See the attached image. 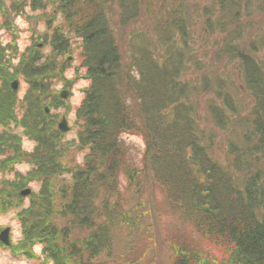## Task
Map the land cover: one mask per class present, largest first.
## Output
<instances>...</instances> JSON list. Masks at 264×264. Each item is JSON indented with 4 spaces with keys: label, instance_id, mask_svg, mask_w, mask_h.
<instances>
[{
    "label": "trees",
    "instance_id": "obj_1",
    "mask_svg": "<svg viewBox=\"0 0 264 264\" xmlns=\"http://www.w3.org/2000/svg\"><path fill=\"white\" fill-rule=\"evenodd\" d=\"M9 1L0 0L5 23H13L11 10L23 15L31 6L52 46L47 54L35 43L15 66L0 45V170L32 165L19 182L6 180L0 204L17 207L24 184L40 185L24 210L29 242L44 245L51 264H141L111 258L124 236L143 228L137 197L147 173L181 222L228 253L218 260L184 240L172 264H264V0ZM75 47L89 79L77 110L79 161L45 107L64 106L50 78L62 77L58 57ZM234 65L235 78L226 71ZM20 73L30 84L19 100L11 81ZM205 95L225 161L217 131L202 130ZM13 123L35 140L33 152ZM123 134L143 137L141 164L129 161Z\"/></svg>",
    "mask_w": 264,
    "mask_h": 264
},
{
    "label": "rangeland",
    "instance_id": "obj_2",
    "mask_svg": "<svg viewBox=\"0 0 264 264\" xmlns=\"http://www.w3.org/2000/svg\"><path fill=\"white\" fill-rule=\"evenodd\" d=\"M6 5L11 6L9 0H5ZM11 16L13 15V23L7 25L4 20L6 15L0 12V23L4 24L0 28V45L3 46L5 59L15 66L19 64L23 55L26 54L27 49L37 44L38 48L44 53H50L52 46L45 41L46 33H49V29H46V23L44 16L39 10H32L31 6L27 7V11L23 15H18L11 10ZM58 23H56L57 25ZM34 37V38H32ZM49 39V35H48ZM78 42H74L77 44ZM208 50L211 48V42H205ZM35 44V45H36ZM201 46L193 45V52L199 51ZM25 52V53H24ZM123 55L125 53L123 52ZM66 61V67L59 64V61ZM58 68L63 70L60 76L54 78L51 75L50 81L53 85V92L64 100L65 104L61 108H53L47 104L45 107L52 113L53 119L57 120L59 124L63 118H66L70 126V130L64 133V142L71 145V152L69 154L70 160L79 161L82 158V153L79 151L78 142V125H77V110L82 100L84 99V91L89 84V79L85 69L80 63L79 48L75 47L73 51L66 53L63 56L58 57ZM218 66V68H224ZM235 66L227 67L228 72L236 77ZM10 73H13L14 67L10 66ZM200 74V73H199ZM198 74V75H199ZM196 72H190L189 77L191 79L196 78ZM19 86L16 90L17 99H23L28 90V83L23 74H18ZM11 81V87L12 82ZM36 80V78H32ZM68 91L67 98H62L61 93ZM209 95H205L199 99L200 104V122L202 130L208 133H216L217 129L211 123V119L207 116L205 110V100ZM66 106V107H65ZM20 105L15 109L17 116H22L23 113ZM210 120V122H209ZM57 124V125H58ZM12 130L21 135L22 146L29 153L35 149V140L26 136L23 133L21 126L12 124ZM3 131V126L0 124V134ZM122 138L128 146L129 161L141 164L142 158L145 152V141L142 136L135 134H123ZM224 135L219 134L217 131V144L215 150L216 154L222 161H225L224 151ZM1 159V158H0ZM1 163V160H0ZM32 165L29 163H19L15 166L13 171L0 170V191L6 180L18 181L17 173H21L27 176V173L31 169ZM7 171V172H5ZM141 173V178L144 182L143 190L139 193L137 199L142 203L143 207L140 212H143L145 220L143 228L138 234L132 236H124L115 248L112 261L122 263L124 260L130 258H136L141 264H172V258L174 256L173 248L179 241L192 242L194 245H198L199 249L209 252L214 255L218 260L225 258L228 253L226 250L218 244L210 241L207 238H203L190 224L181 222L169 209V205L166 201V194L162 187L151 180L150 176L146 173ZM10 182V181H8ZM6 182V183H8ZM39 184L36 181L28 182L24 184V187L20 188V192L25 188H31L36 195L40 194ZM127 184L122 186L123 192L128 193L126 190ZM130 195V193H129ZM32 203L29 196H23L22 200L17 203V207H11L2 209L0 204V232L5 228H10V245L4 246L0 242V264H51L50 260L46 258L43 253V246L40 242L34 241L32 244L29 242L30 238L24 235V218L26 214L24 210L27 209ZM40 214V212H38ZM30 217V216H28ZM29 253V254H28ZM213 256V257H214ZM205 259V257L203 258ZM110 261V262H112Z\"/></svg>",
    "mask_w": 264,
    "mask_h": 264
},
{
    "label": "water",
    "instance_id": "obj_3",
    "mask_svg": "<svg viewBox=\"0 0 264 264\" xmlns=\"http://www.w3.org/2000/svg\"><path fill=\"white\" fill-rule=\"evenodd\" d=\"M19 86V81L16 79L13 81L12 83V88L13 89H17ZM68 96V91L65 90L61 93V97L62 98H67ZM46 110L48 111V108H46ZM59 129L62 132H68L70 130V126L68 124V121L66 118H63V120L59 123L58 125ZM32 193V190L30 188H26L22 191V195L23 196H28ZM0 240L5 244V245H9L10 244V228L7 227L5 228L1 233H0Z\"/></svg>",
    "mask_w": 264,
    "mask_h": 264
}]
</instances>
